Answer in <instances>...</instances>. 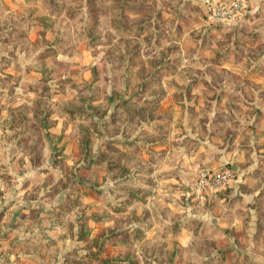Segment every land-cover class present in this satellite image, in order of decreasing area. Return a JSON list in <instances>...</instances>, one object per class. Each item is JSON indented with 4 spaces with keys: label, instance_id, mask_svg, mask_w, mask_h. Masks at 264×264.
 <instances>
[{
    "label": "rangeland",
    "instance_id": "obj_1",
    "mask_svg": "<svg viewBox=\"0 0 264 264\" xmlns=\"http://www.w3.org/2000/svg\"><path fill=\"white\" fill-rule=\"evenodd\" d=\"M28 175L37 264H264V0H0V199Z\"/></svg>",
    "mask_w": 264,
    "mask_h": 264
},
{
    "label": "crops",
    "instance_id": "obj_2",
    "mask_svg": "<svg viewBox=\"0 0 264 264\" xmlns=\"http://www.w3.org/2000/svg\"><path fill=\"white\" fill-rule=\"evenodd\" d=\"M26 178L30 180L25 186L17 184L13 179L9 197L0 199V264L3 262L13 264L12 262L18 258L25 264H37L34 258H37L39 253L38 249H34L36 247L34 243L44 237H51L53 233L42 219L50 211L49 206H55L59 200L44 196L43 190H47L48 187H41L40 193L36 189L34 195L29 196L33 180L29 175ZM27 225V232H21ZM22 256L27 258L23 259Z\"/></svg>",
    "mask_w": 264,
    "mask_h": 264
},
{
    "label": "built area",
    "instance_id": "obj_3",
    "mask_svg": "<svg viewBox=\"0 0 264 264\" xmlns=\"http://www.w3.org/2000/svg\"><path fill=\"white\" fill-rule=\"evenodd\" d=\"M228 173L222 174H211L208 171L201 170L195 180L196 186L200 188L204 187H217L227 178ZM2 182H0V191H3Z\"/></svg>",
    "mask_w": 264,
    "mask_h": 264
},
{
    "label": "trees",
    "instance_id": "obj_4",
    "mask_svg": "<svg viewBox=\"0 0 264 264\" xmlns=\"http://www.w3.org/2000/svg\"><path fill=\"white\" fill-rule=\"evenodd\" d=\"M129 231H130L129 229L122 230V231H119V234H126V233H128Z\"/></svg>",
    "mask_w": 264,
    "mask_h": 264
}]
</instances>
